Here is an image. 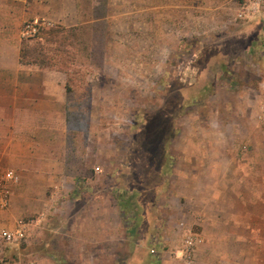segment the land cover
<instances>
[{
  "label": "rangeland",
  "instance_id": "1",
  "mask_svg": "<svg viewBox=\"0 0 264 264\" xmlns=\"http://www.w3.org/2000/svg\"><path fill=\"white\" fill-rule=\"evenodd\" d=\"M99 1L83 4L85 18L76 26L50 27L61 31L58 40H23L44 55L46 66L66 73L69 178L53 200L58 210L35 224L41 232L6 256L46 254L56 264H186L185 234H197L198 220L215 216L219 206L177 195L179 154L193 165L195 149L235 148L236 159L250 158L252 148L264 151V18L235 22L237 0ZM227 156L214 157L233 170L238 164ZM202 158L205 167L213 162ZM251 159L264 164V155ZM205 174L202 185L224 183ZM263 206H251L257 230L248 239L247 264H264ZM204 238L211 244L217 237ZM201 255L194 264L212 260Z\"/></svg>",
  "mask_w": 264,
  "mask_h": 264
},
{
  "label": "crops",
  "instance_id": "2",
  "mask_svg": "<svg viewBox=\"0 0 264 264\" xmlns=\"http://www.w3.org/2000/svg\"><path fill=\"white\" fill-rule=\"evenodd\" d=\"M32 19L74 27L78 24L76 0H0V172L12 171L19 177V182L12 186L8 208L0 211V231L24 224L27 242L41 232L35 228L39 220L33 217L58 210L53 200L69 178L64 159L66 73L20 61L23 43L20 29ZM227 150L195 149L198 158L193 165L183 161L182 155L186 153L179 154L177 195L190 199L189 204L192 201L209 204L210 209L214 204L219 206L215 216L198 220V226L202 227L195 235L201 244L194 251L192 264L195 256L203 257V252L210 253L212 260L200 259L199 264H247L248 239L257 230L250 222L254 216L251 206L264 205V164L259 160L258 164L252 162L251 157L264 155V151L252 148L247 152L250 158L236 159V149ZM227 152V157L238 164L233 170L217 162ZM203 156L212 157L213 162L206 164L207 167L199 164ZM201 172L206 173L207 181L217 178L224 183L202 185ZM222 205L225 207L220 210ZM46 226L44 223L43 228ZM48 232L53 236L57 233L51 227ZM206 236L217 238L211 244H203ZM221 236L228 241L226 245L220 242ZM13 259H8L9 264H56L53 256L39 253L29 259Z\"/></svg>",
  "mask_w": 264,
  "mask_h": 264
},
{
  "label": "built area",
  "instance_id": "3",
  "mask_svg": "<svg viewBox=\"0 0 264 264\" xmlns=\"http://www.w3.org/2000/svg\"><path fill=\"white\" fill-rule=\"evenodd\" d=\"M264 18V0H242L238 3V8L234 16V21H250ZM54 23L40 21L37 19L28 20L23 23L20 29L22 40L36 39L42 28H50ZM261 96L259 102V120L264 123V80L260 83ZM97 170V169H96ZM19 182V177L12 171L0 172V211L8 208L11 197L12 186ZM44 215L37 218L36 223H41ZM34 223V222H30ZM28 241V231L24 224L19 225L13 230L0 231V264H9L5 252L11 248H19ZM201 244V239L195 234L188 232L183 240V256L187 259L186 264L193 263V255L197 245ZM29 263V262H28ZM23 264V263H22Z\"/></svg>",
  "mask_w": 264,
  "mask_h": 264
},
{
  "label": "trees",
  "instance_id": "4",
  "mask_svg": "<svg viewBox=\"0 0 264 264\" xmlns=\"http://www.w3.org/2000/svg\"><path fill=\"white\" fill-rule=\"evenodd\" d=\"M242 0H237V2H241ZM92 2V0H76V8H77V15H78V23H80V21H82V19L85 18V13H82L83 11V4L85 3H90ZM105 2L106 0H100L98 3L101 6H105ZM93 3V2H92ZM91 13L93 12V5L91 4ZM93 14V13H92ZM89 18V17H88ZM90 20H92V15L90 16ZM55 29V28H54ZM54 29H50V28H42L37 36L36 39L40 40L43 39V36L46 35L49 40H47L48 42L54 41V40H58L59 34L61 33V31H57ZM78 29V28H77ZM77 29L74 28L72 30H70L71 34L74 37L79 36ZM63 31V29H62ZM66 32V31H65ZM71 35V36H72ZM78 40V39H76ZM20 61L22 64L24 65H35V66H40V67H48V68H52L49 66H46V64H49V61H46V58L44 57V55L41 52H37L36 49L34 48H30V47H25V41H23L22 43V47L20 50ZM67 97L70 93L69 88H67ZM68 104L66 105V125L67 127H69V123H70V115L68 114Z\"/></svg>",
  "mask_w": 264,
  "mask_h": 264
}]
</instances>
